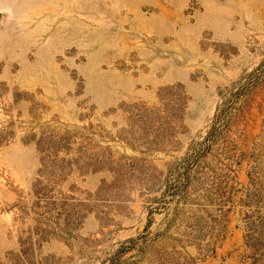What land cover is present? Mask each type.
Here are the masks:
<instances>
[{"label":"rangeland","instance_id":"374dc122","mask_svg":"<svg viewBox=\"0 0 264 264\" xmlns=\"http://www.w3.org/2000/svg\"><path fill=\"white\" fill-rule=\"evenodd\" d=\"M0 264H264V0H0Z\"/></svg>","mask_w":264,"mask_h":264}]
</instances>
